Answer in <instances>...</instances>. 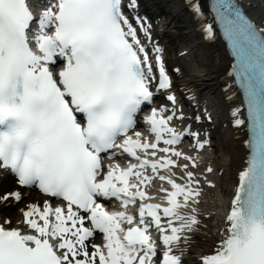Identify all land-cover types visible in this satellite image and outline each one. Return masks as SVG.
<instances>
[{"label": "snow or ice", "instance_id": "obj_1", "mask_svg": "<svg viewBox=\"0 0 264 264\" xmlns=\"http://www.w3.org/2000/svg\"><path fill=\"white\" fill-rule=\"evenodd\" d=\"M137 7L138 0H47L35 14L30 0H0V170L18 189L46 197L21 210V226L0 219V264H188L192 234L208 215L198 208L202 182L215 187L195 171L210 141L191 125L173 126L187 119L176 107L180 69H167L146 19L129 18L126 10ZM190 8L202 16L197 0ZM214 8L237 61L229 75L245 92L252 139L219 242L198 264H264V27L233 0ZM202 31L215 35L212 24ZM157 97L165 103L138 123ZM185 139L197 156L179 150ZM124 154L138 163L105 169V156ZM155 180L168 185L159 188L166 206L147 202ZM113 198L138 211L110 214L98 201ZM23 199L14 190L0 205Z\"/></svg>", "mask_w": 264, "mask_h": 264}, {"label": "bare ground", "instance_id": "obj_2", "mask_svg": "<svg viewBox=\"0 0 264 264\" xmlns=\"http://www.w3.org/2000/svg\"><path fill=\"white\" fill-rule=\"evenodd\" d=\"M140 1L142 2L143 0ZM240 1L243 2L244 7L249 11V15L254 17L261 27H264V0ZM147 2L155 10V14L161 13L163 18L172 16L170 24L167 22L162 26L167 31V36L170 34L168 31L169 25L175 24L176 20L178 21V27L182 28L185 24L184 27L187 30L186 44L183 45L184 47L180 52L181 54L185 52L184 54L186 55L183 56V59L186 61L185 65L188 68L184 66L182 69L179 64L182 72L181 75L176 74L174 76L176 81L175 94L178 97L196 96V100L193 99L191 101V99L185 97L184 99H186L187 105L192 109H199L200 106L201 110H204L203 117L199 123L190 120L189 123L192 125V129L199 126L207 128L206 130L200 129V132L204 133V136L200 137L201 141L204 140V137L210 135V138L219 136L218 133L216 135L210 133L215 128V124L212 127L213 120L218 123L216 129H219V124L224 129V133L220 137L221 141L218 143L211 141L210 145L206 146L197 156L199 169L202 170L203 175H207L208 179L215 184V187H209L202 182V194L199 199L204 200L203 202L200 201L198 208L200 212L208 215L207 217H200L202 225L198 232L192 234L193 239L189 255L185 257L188 264H198L200 256L209 254L219 242L220 232L225 228L224 218L227 214V207L231 198L235 195L239 182V173L243 171L247 161L246 143L248 133L245 119L246 111L243 108L242 98L235 87L234 79L229 75L232 59L229 58L225 45L218 38L208 40L204 38L206 36L202 31V26L211 24L207 11V0H197V2H200L199 5L202 6V17L194 15L190 8V0H147ZM170 2L171 6L168 5L169 8L178 9V12H173L174 15L168 13L169 11L167 10L153 7L154 5L163 6V4ZM144 14L149 15L150 13L144 11ZM182 22L184 24H181ZM150 31L153 32V35L151 32L152 36L158 37L155 29L150 28ZM157 44L163 50L162 54L167 59L169 67L172 68L173 64L178 65L181 58L170 60L168 58L170 50L166 49L164 45L162 46L160 42ZM234 110L237 112L235 117L232 115ZM207 112H210L209 116L206 114ZM237 119L244 123L236 125L235 120ZM195 131H199L198 128ZM208 151H210L212 156L209 155ZM208 167L213 169L211 173H207ZM195 171L197 173L198 168ZM179 175L180 173L176 174L177 177ZM197 175L200 176L199 174ZM214 189L220 190V196L216 197L212 194ZM33 195L30 193L29 201H32V204L41 205L42 199L36 196L33 197ZM183 212L187 213L188 209ZM13 217V221L16 224L12 226L18 227L20 218ZM1 219L5 218L1 217ZM96 242L98 243L97 240Z\"/></svg>", "mask_w": 264, "mask_h": 264}, {"label": "rangeland", "instance_id": "obj_3", "mask_svg": "<svg viewBox=\"0 0 264 264\" xmlns=\"http://www.w3.org/2000/svg\"><path fill=\"white\" fill-rule=\"evenodd\" d=\"M171 6V2L170 3H165L163 4V6L161 5H154L153 7L155 9H162V10H167L169 11L168 13L173 14V12H178L177 8H169L168 7ZM162 22H164L165 24L168 22L170 24L171 20H172V16L167 17V18H163V16H161L160 19ZM181 24H184L183 22ZM185 24L183 25V27H178V21L176 20L175 24L172 23V25H169L168 31H169V36L164 37L163 43L166 45V47H168V49L170 50V52H168V58L172 59V58H177L178 55H180V50H182V48L184 47L183 45L186 44V37H187V30L186 27H184ZM160 29V27L158 28V30ZM189 63V62H187ZM186 62L184 63V66L188 68V66L185 65ZM222 125L219 124V129L215 128V132L214 134L216 135V133L219 134L218 137H215V141L216 143H218L220 140L221 135L224 133V129H222ZM215 156V155H214ZM199 174H202V171H199ZM12 181L6 179L5 181H3V179L0 176V196L4 195L5 193L11 192L16 190L17 188L14 187L12 185ZM24 192H22L23 194ZM212 194L216 197L220 196V190L219 189H214L212 191ZM23 202L19 203L18 205H10V206H3L0 205V216L4 217L5 219L7 218L8 220H14L13 216H16V218H20L22 215L21 210L22 209H26V205L29 203L27 199H29L26 196H23Z\"/></svg>", "mask_w": 264, "mask_h": 264}]
</instances>
